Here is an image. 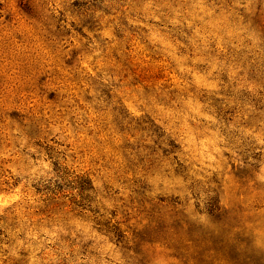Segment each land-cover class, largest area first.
I'll return each instance as SVG.
<instances>
[{
	"label": "rangeland",
	"instance_id": "obj_1",
	"mask_svg": "<svg viewBox=\"0 0 264 264\" xmlns=\"http://www.w3.org/2000/svg\"><path fill=\"white\" fill-rule=\"evenodd\" d=\"M0 264H264V0H0Z\"/></svg>",
	"mask_w": 264,
	"mask_h": 264
}]
</instances>
